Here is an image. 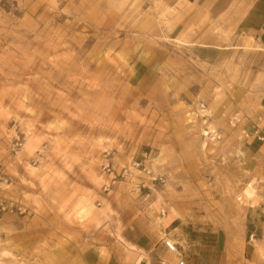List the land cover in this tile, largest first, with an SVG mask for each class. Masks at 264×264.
Listing matches in <instances>:
<instances>
[{"label": "rangeland", "instance_id": "rangeland-1", "mask_svg": "<svg viewBox=\"0 0 264 264\" xmlns=\"http://www.w3.org/2000/svg\"><path fill=\"white\" fill-rule=\"evenodd\" d=\"M257 1L0 0V264H264Z\"/></svg>", "mask_w": 264, "mask_h": 264}, {"label": "crops", "instance_id": "crops-1", "mask_svg": "<svg viewBox=\"0 0 264 264\" xmlns=\"http://www.w3.org/2000/svg\"><path fill=\"white\" fill-rule=\"evenodd\" d=\"M238 30L242 31L243 34L247 35L248 37H254L257 43H261L264 47V0H259L254 5L252 9H250L243 19L239 22ZM260 103L263 105V111L259 115L262 118L264 123V94L260 98ZM253 129V126L251 127ZM248 141H256L253 138L248 139ZM258 142V141H256ZM261 144L260 142H258ZM262 145V144H261ZM263 147V145H262ZM163 245H158L154 250L155 252L164 251ZM152 252V250L150 251ZM139 264H157L153 263L150 254H147L145 257L140 259ZM159 263V262H158ZM92 264H103L101 260L97 259L92 262ZM108 264H112V260L110 259Z\"/></svg>", "mask_w": 264, "mask_h": 264}, {"label": "built area", "instance_id": "built-area-1", "mask_svg": "<svg viewBox=\"0 0 264 264\" xmlns=\"http://www.w3.org/2000/svg\"><path fill=\"white\" fill-rule=\"evenodd\" d=\"M202 111H204V110H202ZM205 115H204V117H205ZM251 123L253 126V129L251 131L242 130L244 138L245 139L253 138L256 141L260 142L264 147V123L262 121V118H257L254 121H252ZM229 124L233 128H237L238 126L242 127L244 122L242 119H240L238 117H234L233 119L230 120ZM206 136L207 137L208 136L214 137V135L212 133H210V131L208 132V135H206ZM214 138H217V137L215 136ZM163 244H164L165 249L168 252L176 255V257L179 261L178 264H186L185 254L183 251H181L180 247L175 242V240L167 238V239H164Z\"/></svg>", "mask_w": 264, "mask_h": 264}, {"label": "bare ground", "instance_id": "bare-ground-1", "mask_svg": "<svg viewBox=\"0 0 264 264\" xmlns=\"http://www.w3.org/2000/svg\"><path fill=\"white\" fill-rule=\"evenodd\" d=\"M201 114H202V115H205V114H207V112H206V111H205V112H204V111H202V113H201ZM204 135H205V136H206V135H208V132H206V131H205V132H204Z\"/></svg>", "mask_w": 264, "mask_h": 264}]
</instances>
